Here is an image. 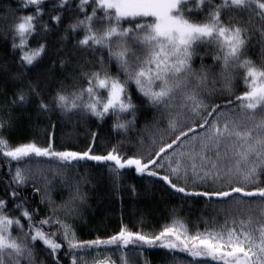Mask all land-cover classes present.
<instances>
[{
	"label": "snow or ice",
	"instance_id": "obj_1",
	"mask_svg": "<svg viewBox=\"0 0 264 264\" xmlns=\"http://www.w3.org/2000/svg\"><path fill=\"white\" fill-rule=\"evenodd\" d=\"M73 3L0 0V264H129L126 250L151 264L153 249L171 264H264V0ZM63 117L112 124L77 147L57 142ZM89 184L181 203L159 230L83 239ZM200 199L220 212L193 231L175 217Z\"/></svg>",
	"mask_w": 264,
	"mask_h": 264
},
{
	"label": "trees",
	"instance_id": "obj_2",
	"mask_svg": "<svg viewBox=\"0 0 264 264\" xmlns=\"http://www.w3.org/2000/svg\"><path fill=\"white\" fill-rule=\"evenodd\" d=\"M78 2L79 0H74L73 6ZM16 6L17 5L14 3L13 7ZM47 19L48 17L45 16V20ZM68 22L70 21H65V23ZM256 26H259L258 22ZM3 51L4 49L0 48V53ZM258 51L259 49L257 48L255 52L258 53ZM45 63H47V61H45ZM208 63H211V61H208ZM198 64L199 61H197V66ZM10 67L15 71V65H10ZM144 123L145 121L143 120L140 122L141 128H143ZM111 124L112 121L110 119L106 122H101L92 117L90 119L80 120L77 125L76 117H73L71 122L67 121V117H63L60 118L59 126L56 131L57 142L59 143L60 140L63 139L65 143L70 142L77 147H83L90 139L87 136V132L91 130L100 131L102 133L101 143H103V138L108 135ZM161 127H163V125H161ZM68 134H71V136ZM144 134L147 136L149 132H145ZM18 135L32 138L27 122H22ZM112 135L115 136L116 134L112 133ZM83 171L84 170L81 169V173H83ZM129 183L142 185L146 183V181L139 178L134 173H127L124 178V184L127 186ZM81 191L87 196L86 205L82 209L84 219L79 222V232L83 239H92L95 238L96 235H100L102 238L111 235L113 232L118 231L121 223L127 225L132 230H141V228H143L144 231L159 230L162 225L171 221L172 217L169 216L171 207L181 203L178 198L168 199L158 190V187L153 195H145L142 191L139 198L135 200L129 198L127 191L114 194L107 184H101L95 189H93L90 184L83 185ZM69 196V190L67 188L61 190L58 185L56 186V190L52 193V199L57 205L68 200ZM162 196H164L163 199L161 198ZM121 197H123V203ZM189 205H191V207H189ZM219 212L220 209L218 206L206 205L204 200L200 199L186 203L183 211L179 212L175 218L183 220L188 227L194 231V226L197 224L200 229L204 228L205 225L203 220L200 219L201 217L210 221L211 218ZM219 219L222 223V214L219 215ZM141 221L143 222L142 224ZM126 255L129 264H138V261L142 264L143 256L138 257L134 250H126ZM144 255L151 260V264H171V257H166L164 250L153 249ZM107 258V254L101 253L98 256L95 252L88 257L89 261L93 259L105 260ZM40 259L43 260L45 257L41 254ZM179 259L184 260L187 259V257L181 254ZM111 260L114 261L115 264H121L119 253L111 256Z\"/></svg>",
	"mask_w": 264,
	"mask_h": 264
},
{
	"label": "rangeland",
	"instance_id": "obj_3",
	"mask_svg": "<svg viewBox=\"0 0 264 264\" xmlns=\"http://www.w3.org/2000/svg\"><path fill=\"white\" fill-rule=\"evenodd\" d=\"M204 229V228H203ZM203 229H200V230H203Z\"/></svg>",
	"mask_w": 264,
	"mask_h": 264
}]
</instances>
